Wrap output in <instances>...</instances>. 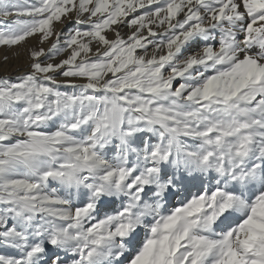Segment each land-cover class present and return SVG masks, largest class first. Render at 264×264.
I'll return each mask as SVG.
<instances>
[{
	"label": "snow or ice",
	"instance_id": "obj_1",
	"mask_svg": "<svg viewBox=\"0 0 264 264\" xmlns=\"http://www.w3.org/2000/svg\"><path fill=\"white\" fill-rule=\"evenodd\" d=\"M32 37L0 264H264V0H0V47Z\"/></svg>",
	"mask_w": 264,
	"mask_h": 264
},
{
	"label": "rangeland",
	"instance_id": "obj_2",
	"mask_svg": "<svg viewBox=\"0 0 264 264\" xmlns=\"http://www.w3.org/2000/svg\"><path fill=\"white\" fill-rule=\"evenodd\" d=\"M21 3L24 0H20ZM33 2V0H29V3ZM21 19H29L28 17H21ZM56 29L59 31L61 29H67L70 25L65 22V24H55ZM126 33L128 31L127 28L123 29ZM37 39L35 37L29 38L22 45H17L12 47L11 49L7 47H0V79L7 78L11 81H15L16 78L23 72H25L30 64V50L33 47H38ZM45 44L43 47H47ZM7 57V59H5ZM78 83H82L83 81H77ZM67 91H71V89H66Z\"/></svg>",
	"mask_w": 264,
	"mask_h": 264
},
{
	"label": "bare ground",
	"instance_id": "obj_3",
	"mask_svg": "<svg viewBox=\"0 0 264 264\" xmlns=\"http://www.w3.org/2000/svg\"><path fill=\"white\" fill-rule=\"evenodd\" d=\"M171 203L172 204H178V200L177 199H173ZM113 207H115V206H113ZM166 207H168V206H166ZM101 215H102V213H101ZM148 219L150 220L151 217H148ZM138 231H139L140 235L138 237H136V239L134 240V243H136V244H138L139 240L143 237V229L141 228Z\"/></svg>",
	"mask_w": 264,
	"mask_h": 264
}]
</instances>
